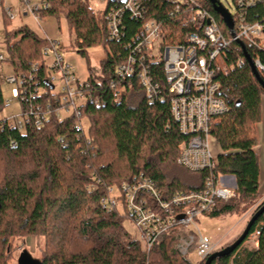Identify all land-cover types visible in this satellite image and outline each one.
Wrapping results in <instances>:
<instances>
[{
	"label": "trees",
	"instance_id": "1",
	"mask_svg": "<svg viewBox=\"0 0 264 264\" xmlns=\"http://www.w3.org/2000/svg\"><path fill=\"white\" fill-rule=\"evenodd\" d=\"M198 1L229 38L210 2ZM45 3L47 9H41L39 19L44 15L65 16L77 53L85 56L86 49L102 47L105 57L101 75L86 80L89 92L100 96L102 103L83 108L85 134H76L78 120L74 116L59 121L54 115L39 127L26 125L24 133L16 128L0 130V264H10L14 242L27 237L43 239L34 264H190L176 247L178 238L186 234L183 229L162 234L145 253L123 227L129 220L125 210L108 211L101 204L108 189L119 188L138 174L156 184L163 200L201 190L208 175V171L191 172L176 163L188 138L180 134L170 117L169 104L149 103L136 76H116L115 69L131 53L125 43L139 31L140 23L125 15L120 40L111 41L104 12H95L90 1ZM148 8L150 18L169 24L164 36L167 45H183L184 36L193 32L192 26L170 19L174 7L163 0H151ZM244 15L249 23L264 22V2L247 9ZM4 44L13 76L24 82L20 107L49 104L55 108L50 73L42 55L49 42L22 26L5 30ZM244 49L252 62H264L263 51L246 45ZM226 52L228 72L218 78V97L227 111L214 117L210 129L220 149L212 172L234 178L236 199L216 202L207 214L211 218L237 214L241 205L252 206L260 197L259 159L254 148L258 145L256 130L264 88L254 77L239 43H231ZM151 70L154 80L160 81L161 63L153 64ZM260 78L264 81L263 76ZM113 85L122 89L118 101ZM5 105L0 90V111ZM256 232V247L245 248L243 244ZM27 262L22 252L16 264ZM210 264H264V213L252 223L239 247Z\"/></svg>",
	"mask_w": 264,
	"mask_h": 264
},
{
	"label": "built area",
	"instance_id": "2",
	"mask_svg": "<svg viewBox=\"0 0 264 264\" xmlns=\"http://www.w3.org/2000/svg\"><path fill=\"white\" fill-rule=\"evenodd\" d=\"M19 1L25 12L32 14L37 22L41 9H47L45 0H40V5L34 7L30 6L31 0ZM87 1L102 4L103 21L111 41L120 40L125 15L140 23L139 31L125 43L131 53L115 69L116 76L122 79L136 76L140 86L145 89L149 103L166 101L169 104L170 117L177 124L180 134L188 138L180 147L176 163L191 172L208 171L201 190L176 194L169 200L162 199L156 184L138 174L119 188L108 189L101 204L108 211L125 210L126 217L139 234L138 239L132 240L138 242L145 253L151 251L162 234L181 228L186 234L178 238L176 245L180 256L188 263L187 258L191 253L200 261L205 260L215 251V244L195 231L199 219L209 214L216 202L227 203L236 199V186L232 185L234 178L212 172L218 153L215 154L213 150L217 144L211 137L210 129L214 117L227 111L225 103L218 97V78L228 72L225 58L231 43H241L244 47L246 45L247 48L264 52V22L249 23L244 15L247 9L264 0H234L235 14H230L233 36L229 33V38L223 35L215 18L203 9L198 0H163L174 7V13L169 14L170 19L177 18L179 25H190L193 29L184 36L183 45L175 46L167 45L164 40L169 24L148 16L151 0ZM4 14L8 20H14L11 9H4ZM49 44L43 48L42 55H52L54 58L52 67L48 68L51 92L55 81L52 72L59 73L61 82L59 93H53L55 108L49 104L44 107L29 104L27 109L20 107L19 116L0 121V130L16 128L24 133L26 125L39 127L51 115L60 121L63 119L62 113L70 112V116L78 120L76 134H85L87 122L82 110L86 105L99 106L101 97L89 92L90 86L86 81L77 80L70 65L63 61L57 50L59 44L52 41ZM156 63L162 65L160 81L154 80L152 75L151 66ZM253 64L259 75L264 77V62L255 59ZM3 82L14 85L12 98L17 99L19 104L23 102V80L12 75L4 78ZM114 89L113 96L118 101L122 89ZM11 146H15V143H11ZM258 235L256 232L251 237L256 239ZM254 242L256 244V240Z\"/></svg>",
	"mask_w": 264,
	"mask_h": 264
},
{
	"label": "rangeland",
	"instance_id": "3",
	"mask_svg": "<svg viewBox=\"0 0 264 264\" xmlns=\"http://www.w3.org/2000/svg\"><path fill=\"white\" fill-rule=\"evenodd\" d=\"M3 5L0 7V90L2 102L5 105L0 111V121L5 118L17 117L21 113L19 101L13 99L11 89L14 85L4 83L3 79L13 75L11 67L6 62L7 51L4 44L5 30L10 31L18 27L26 26L33 33L40 38L46 39L48 42H56L60 46V55L63 61L70 65L71 70L79 82H85L89 77L97 78L101 75V60L105 57L104 51L101 46H95L91 49H86V55H80L76 52L74 47V36L69 33L68 25L65 16H50L44 15L43 19L37 22L32 14H28L24 10V6L19 0H2ZM228 12L235 14L234 0H218ZM40 5V0H31L30 6L34 7ZM91 8L97 12L102 11L103 6L101 3H91ZM11 9L13 12L14 20H7L4 14V9ZM72 45V46H71ZM155 50L157 44L154 45ZM54 62L52 55L43 57V63L47 68H51ZM54 78L52 93L58 94L61 82L58 72H52ZM70 116V112L62 113L61 117L65 118ZM262 117L263 120L257 126V139L258 147L256 150L262 153L264 157V103L262 104ZM215 154L220 153V149L213 146ZM232 185H236L235 183ZM264 190V185L261 191ZM264 202V192H260V197L252 206L241 205L237 214H229L220 218L207 217V214L202 216L197 223L195 231H198L201 236L207 238L210 242L215 244V252L232 244L245 230L249 220L255 213L256 209ZM122 212V211H119ZM125 231L131 238L138 239L139 234L136 228L132 225L130 220L123 223ZM255 238L251 237L243 244L245 248L253 249V242ZM43 248V239L36 237H27L23 242H14V249L12 261L10 264H16L22 252L28 264H34V261L39 258L40 251ZM187 260L190 264H197L200 260L191 253L188 255Z\"/></svg>",
	"mask_w": 264,
	"mask_h": 264
},
{
	"label": "water",
	"instance_id": "4",
	"mask_svg": "<svg viewBox=\"0 0 264 264\" xmlns=\"http://www.w3.org/2000/svg\"><path fill=\"white\" fill-rule=\"evenodd\" d=\"M208 1L212 5L213 11L217 15L220 16L223 24L225 25V27L229 31L230 35L233 36V21H232L230 13L219 2H217V0H208ZM239 45L242 48L243 55H244L248 65H249L254 77L258 80V82L264 88V81L260 78V76H259V74H258V72H257L252 60L250 59V57L246 53L243 44L239 43ZM51 89H52V87H51ZM263 213H264V204L261 206V208H259L257 211H255L254 215L249 220V222H248L245 230L243 231V233L232 244H230L229 246H226L225 248H223V249L213 253L212 255H210L205 260L204 264H210L214 259H216L218 257H223V256L230 255L237 247H239L243 243V241L247 237V234H248L250 226Z\"/></svg>",
	"mask_w": 264,
	"mask_h": 264
},
{
	"label": "crops",
	"instance_id": "5",
	"mask_svg": "<svg viewBox=\"0 0 264 264\" xmlns=\"http://www.w3.org/2000/svg\"><path fill=\"white\" fill-rule=\"evenodd\" d=\"M1 2H2V5H3V1L2 0H0ZM264 103V98H262V100H261V121L263 120V117H262V104ZM260 121V122H261ZM258 147V145L254 148V151H255V153L257 154V156H258V159H259V189H260V192H264V190L263 191H261V188L263 187V185H264V157H263V155H262V153H259L257 150H256V148ZM253 244H254V247L253 248H255L256 247V244H255V242H253Z\"/></svg>",
	"mask_w": 264,
	"mask_h": 264
}]
</instances>
